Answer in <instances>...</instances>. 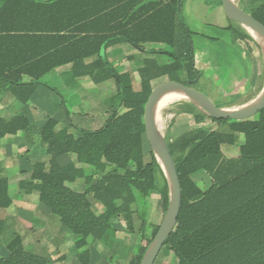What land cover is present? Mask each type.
Returning a JSON list of instances; mask_svg holds the SVG:
<instances>
[{
    "label": "trees",
    "instance_id": "trees-1",
    "mask_svg": "<svg viewBox=\"0 0 264 264\" xmlns=\"http://www.w3.org/2000/svg\"><path fill=\"white\" fill-rule=\"evenodd\" d=\"M183 1L139 8L123 22H97V35L102 36L92 39L65 35L84 30L81 24L59 20L67 0H0V95L9 93L16 103L25 105L46 74L67 64L76 78L87 76L95 85L113 81L117 88L118 105L107 112L99 128L80 130L79 137L68 127L57 130L53 118L34 127L24 116H0V140L23 133L29 142L37 137L45 148L47 163L34 162L17 188L24 194L36 193L39 204L72 234L79 264H90L89 241H101L114 220H126L133 231L132 206L144 225L147 199L156 189L160 165L150 146L148 162L144 152L149 144L143 114L151 83L166 78L196 89L201 77L194 66L193 33L182 18ZM132 9L124 5L115 14L125 19ZM245 12L264 25V0ZM113 34L117 37L105 36ZM113 43L141 52L144 45L168 50L148 53L137 70L139 86L134 88L129 72H117L99 54L101 47ZM91 57L96 59L85 63ZM172 97L182 96L171 93L166 99ZM196 109L200 118L227 125L228 132L199 129L167 143L180 183L181 206L162 249L172 253L176 264H264V109L240 121L216 120ZM239 138L238 156L226 157L222 146H234ZM177 152L180 156L175 159ZM86 168L96 174L86 175ZM200 172L210 178L206 190L193 179ZM77 181L86 186L83 192L71 188ZM168 193L167 187L161 190L165 214ZM89 197L99 206L98 214ZM13 205L8 180L0 177V211ZM5 247L8 256L0 257V264H49L45 256L27 250L20 235H13ZM145 252L138 247L127 264H140Z\"/></svg>",
    "mask_w": 264,
    "mask_h": 264
},
{
    "label": "crops",
    "instance_id": "crops-1",
    "mask_svg": "<svg viewBox=\"0 0 264 264\" xmlns=\"http://www.w3.org/2000/svg\"><path fill=\"white\" fill-rule=\"evenodd\" d=\"M165 3L166 0H67V3L63 5L65 12L60 16L62 18L59 20L63 22H76V24H81L79 27L84 28L80 32H65L66 36L97 39L98 36H102L97 35V22L114 24L127 21L139 8L159 6ZM178 4H180V0H178ZM182 4L184 10H182V18L189 29L191 18L193 16H204L209 12L206 8L211 10L210 12L214 17L212 21L214 20L213 22L218 23L220 28H230L225 22L229 19L226 17L221 4H218L216 1L184 0ZM124 5L132 6L133 9L125 16V19H121L122 17L115 14V10ZM97 12H104V14L97 15ZM238 32L246 37L240 38L236 33L232 32L233 39H231L230 44L234 47L238 59L234 65H231V68L227 70H212L210 72L211 74L207 73L209 71L205 73V70H208L207 67L209 66H207L205 61L198 64V56L197 60H195L194 56V66L201 73L200 79L204 77L206 79V83L202 82L201 84L208 90L212 87L216 88L212 91L217 95L214 100L220 99L221 96L231 94L234 90L241 92L250 89L251 93L255 94L254 98L249 101L252 102L260 95L264 87V66L259 59V41L252 32H246L242 29L238 30ZM105 36L117 37L116 34ZM153 49L168 50V48L161 45H144L143 52H141L127 44L113 43L106 48L101 47L99 54L105 56L117 72H129L133 87L138 88L139 77L137 70L143 66L144 59ZM95 59L96 57L88 58L85 60V63H90ZM209 68L211 69L212 67ZM44 79H50L53 85L45 82ZM162 79L167 81L166 78L154 80L151 83L153 88L157 86L155 83ZM224 87H228L229 91L221 92ZM63 102L64 108L62 106ZM118 103L117 88L113 81L95 85L87 76L76 78L71 72V65L67 64L57 67L46 74L41 79V85L37 87L29 102L25 105L16 103L9 93L0 95V116L6 119L14 115L24 116L28 119L31 126L34 127H39L46 119L53 118L57 121V130L68 127L76 137H79L80 130H95L91 129V126L94 124L97 126L98 122V126H101L107 116V112L116 107ZM97 114L99 116L95 117ZM72 116L79 117L80 123L78 127L72 125ZM217 132L226 133L228 130ZM240 144L241 142H239ZM224 146L227 145L222 146L223 154L228 158H233L229 157L233 155V152L227 150V155L224 153ZM36 161L46 163L48 161L45 148L40 145L37 137L33 139V142H29L24 135L19 136L18 134L7 136L0 140V177L8 180L9 191L11 186L15 187V192L20 202H22L21 200L25 196H35L37 207H39V205H42L39 204L36 193L24 194L17 188V182L21 179H27L28 172L32 164ZM203 175L206 174L200 172L193 176V179L196 176ZM17 209H19L18 204L14 203L6 212L1 214L0 211V257L3 259L8 256L5 245L13 235H20L23 240V235L18 231L6 241L3 236L6 225L13 223L11 215L16 214Z\"/></svg>",
    "mask_w": 264,
    "mask_h": 264
},
{
    "label": "rangeland",
    "instance_id": "rangeland-1",
    "mask_svg": "<svg viewBox=\"0 0 264 264\" xmlns=\"http://www.w3.org/2000/svg\"><path fill=\"white\" fill-rule=\"evenodd\" d=\"M234 3L244 11H252L260 4V0H233ZM207 12L202 17L193 16L189 22L190 31L193 32L191 41L194 48L195 60L198 56V64L203 61L209 67L205 73H210L212 70H227L231 68L237 61V53L234 47L230 44L233 39V30L222 29L218 23L213 22L211 10L206 8ZM184 11V10H183ZM230 27L236 31L242 29L246 32H252L246 26L228 20L225 21ZM194 30V31H193ZM259 59L264 66V48L259 40ZM211 74V73H210ZM207 75V74H206ZM165 79L158 81L155 85L164 82ZM45 82L53 83L50 79H44ZM206 83L205 77L200 79L199 83L194 86L198 91L208 96L213 102L224 109H235L250 103L255 94L251 93L250 89L237 92L232 91L231 94L221 96L220 99L214 100L217 95L212 92L216 88L206 89L201 83ZM229 91V88H222L221 92ZM231 92V91H230ZM229 92V93H230ZM169 94V93H168ZM168 94H164L159 99L161 102L166 99ZM171 94V93H170ZM177 95V94H175ZM191 101L185 97H176L171 99L167 104L161 107L156 113V124L161 135L166 143H174L181 136L196 132L199 129L206 131L228 130L227 125L217 124L206 118H200L196 111L198 107L192 105ZM237 106V107H236ZM99 114H97L98 117ZM97 119V118H96ZM98 120V119H97ZM98 122V121H97ZM72 125L78 127L80 119L78 116H72ZM95 124L91 129H97L100 126ZM22 136L23 133H19ZM240 139V138H239ZM237 140L234 146H224V153L227 155V150L233 152L232 156L238 155V145L241 140ZM146 154L145 161H149V145H144ZM180 156L179 152L175 154V159ZM157 170L156 189L150 192L147 199L146 213L144 217V225L137 218L135 206L131 207L132 211V227L133 231L127 228V222L124 219H116L112 222V229L105 235L101 241H89L91 250L90 264H127L133 253L138 247L148 250L151 246L155 234L164 219L165 213L161 205V190L168 188V179L159 165ZM86 175H95L94 169L86 168ZM194 180L202 190H206L210 186V179L206 176H196ZM71 188L77 192H82L86 188L83 181H78L71 185ZM15 187H10L11 195L14 203L18 204L17 213L12 216L13 223L6 225L5 233L3 234L6 241L16 231L23 235L24 244L27 250L45 256L49 264H79L75 258L76 251L73 247L74 237L69 231L59 224L55 216L48 212L44 206L37 207L35 196H25L20 202ZM169 192V189H168ZM93 204V211L98 214L101 210L92 197H89ZM7 210V209H6ZM2 210L1 214L6 212ZM155 264H176V260L171 252L166 249L160 250L156 258Z\"/></svg>",
    "mask_w": 264,
    "mask_h": 264
},
{
    "label": "water",
    "instance_id": "water-1",
    "mask_svg": "<svg viewBox=\"0 0 264 264\" xmlns=\"http://www.w3.org/2000/svg\"><path fill=\"white\" fill-rule=\"evenodd\" d=\"M226 17L238 22L264 40V25L255 20L250 14L240 9L233 0H220ZM178 91L185 95L198 108L216 120H246L254 117L264 109V87L260 95L251 103L235 109L219 108L205 94L192 87L174 81H164L155 86L144 107V137L155 152L156 158L168 179V207L151 246L145 252L140 264H153L164 243L173 231L181 206V189L175 163L169 152L164 137L159 132L155 122V106L159 97L167 91Z\"/></svg>",
    "mask_w": 264,
    "mask_h": 264
},
{
    "label": "bare ground",
    "instance_id": "bare-ground-1",
    "mask_svg": "<svg viewBox=\"0 0 264 264\" xmlns=\"http://www.w3.org/2000/svg\"><path fill=\"white\" fill-rule=\"evenodd\" d=\"M252 34L256 37V39L259 41H261V45H263V48H264V40L262 39V38H260L257 34H255L254 32H252ZM168 93H174V94H177V95H180V96H182V97H185V95H183L182 93H180V92H178V91H173V90H170V91H167V92H165L164 94H168ZM164 94H162L161 96H163ZM254 94V93H253ZM161 96L159 97V99L161 98ZM173 98H176V97H172V98H169V99H166V100H164V101H162L160 104H156V106H155V122H156V113H157V111L161 108V107H163L165 104H167L171 99H173ZM159 99H158V101H159ZM158 101H157V103H158ZM251 103V102H250ZM237 107V106H236ZM158 124L159 123H157L156 125L158 126Z\"/></svg>",
    "mask_w": 264,
    "mask_h": 264
}]
</instances>
